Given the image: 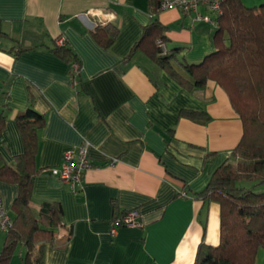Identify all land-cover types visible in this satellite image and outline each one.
Wrapping results in <instances>:
<instances>
[{"label": "crops", "instance_id": "crops-1", "mask_svg": "<svg viewBox=\"0 0 264 264\" xmlns=\"http://www.w3.org/2000/svg\"><path fill=\"white\" fill-rule=\"evenodd\" d=\"M194 16L176 8L158 15L167 46L182 47L171 62L184 74L181 61H201L215 48L214 23ZM151 22L148 0H0V112L7 116L0 155L15 165L25 150L19 114L32 107L44 116L31 203H61L58 244L71 231L64 246L48 250L46 264H193L202 242L220 241V205L196 195L233 159L242 121L216 83L188 90L141 50L128 59ZM107 24L120 30L108 49L93 35ZM59 36L81 60L77 84L70 63L51 51ZM183 109L210 119L181 116ZM83 144L93 166L74 193L52 169ZM0 193L13 216L18 185L0 181ZM114 206L138 211V224L113 233ZM256 264H264V248Z\"/></svg>", "mask_w": 264, "mask_h": 264}, {"label": "trees", "instance_id": "trees-1", "mask_svg": "<svg viewBox=\"0 0 264 264\" xmlns=\"http://www.w3.org/2000/svg\"><path fill=\"white\" fill-rule=\"evenodd\" d=\"M162 1L148 0L152 22L144 27L128 59L141 50L188 90L206 82L216 83L227 94L243 128L241 139L232 150L233 159L222 163L208 185L196 195L217 202L221 219L219 243L202 242L193 264H256L257 254L264 248V189L256 188L264 184V2L247 6L244 0H222V13H213L215 17L210 22L217 28L213 38L215 48L201 61H179L186 71L184 74L171 62L172 58L177 59L182 47L167 46V27L158 18ZM119 31L113 24L100 25L93 35L108 49L115 43ZM61 37L54 40L51 51L70 63L72 80L77 84L81 60L66 39L59 44ZM76 63H79L78 70H74ZM181 116L195 121L200 117L202 123L210 119L206 113L192 109H183ZM16 121L25 150L15 165L8 164L0 155V181L19 187L12 206L13 216L7 211L12 224L3 231L6 237L0 264H46L48 250L64 246L71 238V231L64 243L58 244L56 232L65 226L61 203L54 201L40 209L31 203L38 173L35 160L38 130L44 124V116L29 107ZM6 122L7 116L0 112V133ZM211 155L209 152L208 157ZM115 209L114 222L122 226L119 225L121 218L131 210Z\"/></svg>", "mask_w": 264, "mask_h": 264}, {"label": "built area", "instance_id": "built-area-1", "mask_svg": "<svg viewBox=\"0 0 264 264\" xmlns=\"http://www.w3.org/2000/svg\"><path fill=\"white\" fill-rule=\"evenodd\" d=\"M222 0H163L161 3V10H167L170 8H176L186 13H194V19L211 22V17L202 14L199 10L201 7H207L209 11L215 14H221ZM59 44L65 42V38L59 39ZM163 45V44H162ZM164 46V45H163ZM79 69V63L74 65V70ZM116 159L110 161L114 164ZM93 166L91 160L88 157L85 144L81 145L76 151H68L64 154L62 165L59 168L52 169L53 173L57 174L60 179L67 183L74 193L78 192L83 175L85 171ZM182 196H186L185 193H181ZM138 211L131 210L127 212L122 218L119 225L122 226H135L137 225L136 218ZM12 224V220L9 217L4 199L0 194V230L7 231ZM118 225L115 224L113 233L116 232Z\"/></svg>", "mask_w": 264, "mask_h": 264}, {"label": "rangeland", "instance_id": "rangeland-1", "mask_svg": "<svg viewBox=\"0 0 264 264\" xmlns=\"http://www.w3.org/2000/svg\"><path fill=\"white\" fill-rule=\"evenodd\" d=\"M245 2V4L247 5V6H254V5H259V4H261L262 2H259V3H249L250 1H244ZM248 2V3H247ZM175 62V64H177L179 67H181L180 66V63L178 62V60H175L174 61ZM256 188H258V189H264V184L263 185H261V186H258V187H256ZM12 215H13V213H11ZM5 232H2V234H0V250H1V248H2V245H3V241H4V237H5Z\"/></svg>", "mask_w": 264, "mask_h": 264}]
</instances>
